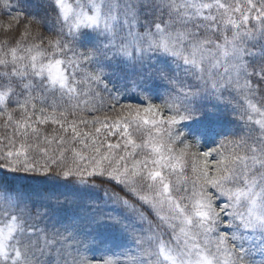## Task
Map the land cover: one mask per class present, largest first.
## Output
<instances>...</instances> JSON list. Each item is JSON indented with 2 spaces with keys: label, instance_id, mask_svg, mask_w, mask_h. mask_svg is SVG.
I'll list each match as a JSON object with an SVG mask.
<instances>
[{
  "label": "snow or ice",
  "instance_id": "snow-or-ice-1",
  "mask_svg": "<svg viewBox=\"0 0 264 264\" xmlns=\"http://www.w3.org/2000/svg\"><path fill=\"white\" fill-rule=\"evenodd\" d=\"M0 129V264H264V0H0Z\"/></svg>",
  "mask_w": 264,
  "mask_h": 264
},
{
  "label": "trees",
  "instance_id": "trees-1",
  "mask_svg": "<svg viewBox=\"0 0 264 264\" xmlns=\"http://www.w3.org/2000/svg\"><path fill=\"white\" fill-rule=\"evenodd\" d=\"M42 127L51 128L54 126L48 125V126H42ZM3 134H4L3 130L0 129V135H3ZM111 139L115 140V138H111ZM45 189L47 190L48 193H50L56 197H59L61 199H63L65 196L70 197L72 195V193L65 190L64 188H58V187H52V186H38V190H40V191H44ZM65 212L70 213L71 209H65Z\"/></svg>",
  "mask_w": 264,
  "mask_h": 264
}]
</instances>
